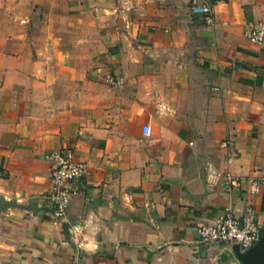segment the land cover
<instances>
[{
	"label": "crops",
	"instance_id": "obj_1",
	"mask_svg": "<svg viewBox=\"0 0 264 264\" xmlns=\"http://www.w3.org/2000/svg\"><path fill=\"white\" fill-rule=\"evenodd\" d=\"M259 23L264 0H0V264H246L197 227L252 202L264 230V190L206 175L264 168ZM66 147L70 225L46 199Z\"/></svg>",
	"mask_w": 264,
	"mask_h": 264
},
{
	"label": "built area",
	"instance_id": "obj_2",
	"mask_svg": "<svg viewBox=\"0 0 264 264\" xmlns=\"http://www.w3.org/2000/svg\"><path fill=\"white\" fill-rule=\"evenodd\" d=\"M203 21L211 24V9H203ZM245 37L253 43H264V23L248 25ZM107 83L112 86H121L124 80L115 76H108ZM222 146L228 148L229 142ZM46 159L50 163L51 187L46 199L52 204L56 222L70 225L68 208L71 200L79 194V182L87 176L88 164L79 159L73 148H62L49 152ZM234 157L228 158L232 163ZM206 175L221 182L227 189L247 195L253 199L264 190V168L259 176L243 177L222 172L215 168L206 169ZM201 243L216 244L227 247L238 246L241 253H247L260 244L263 237V228L257 218V210L252 202H248L241 214H236L227 208L222 215L211 222L201 223L197 227Z\"/></svg>",
	"mask_w": 264,
	"mask_h": 264
},
{
	"label": "water",
	"instance_id": "obj_3",
	"mask_svg": "<svg viewBox=\"0 0 264 264\" xmlns=\"http://www.w3.org/2000/svg\"><path fill=\"white\" fill-rule=\"evenodd\" d=\"M238 248V246H235ZM240 252V250H239ZM242 259L246 264H264V230L263 237L259 245L249 250L247 253H241Z\"/></svg>",
	"mask_w": 264,
	"mask_h": 264
}]
</instances>
